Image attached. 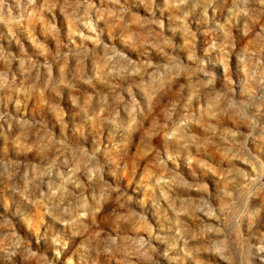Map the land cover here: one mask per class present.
<instances>
[{
	"label": "rangeland",
	"instance_id": "obj_1",
	"mask_svg": "<svg viewBox=\"0 0 264 264\" xmlns=\"http://www.w3.org/2000/svg\"><path fill=\"white\" fill-rule=\"evenodd\" d=\"M0 264H264V0H0Z\"/></svg>",
	"mask_w": 264,
	"mask_h": 264
}]
</instances>
